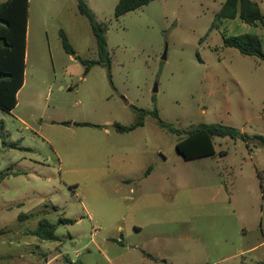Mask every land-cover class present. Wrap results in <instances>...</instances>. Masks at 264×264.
I'll return each mask as SVG.
<instances>
[{
	"label": "rangeland",
	"instance_id": "rangeland-1",
	"mask_svg": "<svg viewBox=\"0 0 264 264\" xmlns=\"http://www.w3.org/2000/svg\"><path fill=\"white\" fill-rule=\"evenodd\" d=\"M87 1L111 66L84 74L76 57L98 49L78 0H30L25 85L0 111V175L23 174L0 183V264L264 262V147L215 136V156L186 160L151 114L264 135V61L224 42L254 34L264 52V27L216 20L227 0H155L119 18L118 0ZM44 217L75 223L42 241Z\"/></svg>",
	"mask_w": 264,
	"mask_h": 264
},
{
	"label": "trees",
	"instance_id": "trees-1",
	"mask_svg": "<svg viewBox=\"0 0 264 264\" xmlns=\"http://www.w3.org/2000/svg\"><path fill=\"white\" fill-rule=\"evenodd\" d=\"M153 1L155 0H118L115 15L119 18ZM29 8L30 0H0V111L8 114L17 107L18 94L25 83ZM78 10L81 15L89 19L98 49V60L90 61L76 57L85 68L84 74H87L89 69L96 65L104 64L110 68L111 60L105 25L97 22L95 14L85 0H78ZM237 18L250 26L261 24L264 27V14L259 3L254 0H227L216 15V20H235ZM62 37L65 50L70 55H75L66 35L62 33ZM224 42L226 46L237 49L245 56H256L264 61L262 39L258 35L224 36ZM136 110L140 113V117L149 114L145 110ZM151 114L159 121L161 128L182 137L176 147L186 160L215 156L216 148L213 141L215 136L242 140L247 146L250 141L254 140L264 147V135H249L231 126L205 123L200 124L195 129L184 131L161 120L157 110ZM142 124L143 122H138L132 126L114 124V127L119 133H127ZM20 174L22 173L13 171L2 173L0 182L9 176L17 177ZM258 176L262 179L259 172ZM19 218L25 220L27 216L21 214ZM74 223L75 221L70 219H63L60 223H52L44 217L39 226L31 231V234L42 241L56 242L59 241V237L56 235L59 225ZM5 233L6 231L1 230L0 236ZM254 264H264V262Z\"/></svg>",
	"mask_w": 264,
	"mask_h": 264
},
{
	"label": "crops",
	"instance_id": "crops-1",
	"mask_svg": "<svg viewBox=\"0 0 264 264\" xmlns=\"http://www.w3.org/2000/svg\"><path fill=\"white\" fill-rule=\"evenodd\" d=\"M86 2H88V1L86 0ZM87 4L89 5V3H87ZM89 6H90V5H89ZM24 85H25V83H24ZM21 90H22V89H21ZM21 90H20V91H21ZM19 93H20V92H19ZM18 95H19V94H18ZM13 172H19V173H22V172H20V171H13ZM20 175H23V174H20ZM20 175H19V176H20ZM14 177H15V176H14ZM4 180H5V179H4ZM4 180H3V181H4ZM3 181H2V182H3ZM0 183H1V182H0ZM243 254H245V253L243 252L241 255H243Z\"/></svg>",
	"mask_w": 264,
	"mask_h": 264
},
{
	"label": "built area",
	"instance_id": "built-area-1",
	"mask_svg": "<svg viewBox=\"0 0 264 264\" xmlns=\"http://www.w3.org/2000/svg\"><path fill=\"white\" fill-rule=\"evenodd\" d=\"M97 231L96 230H93V232H92V237L94 238L96 235H97ZM78 256V255H77Z\"/></svg>",
	"mask_w": 264,
	"mask_h": 264
}]
</instances>
